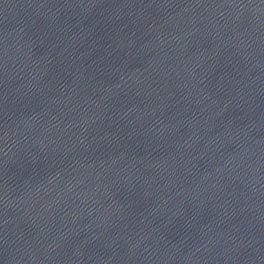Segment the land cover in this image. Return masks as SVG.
Here are the masks:
<instances>
[{
	"label": "water",
	"instance_id": "obj_1",
	"mask_svg": "<svg viewBox=\"0 0 264 264\" xmlns=\"http://www.w3.org/2000/svg\"><path fill=\"white\" fill-rule=\"evenodd\" d=\"M0 264H264V0H0Z\"/></svg>",
	"mask_w": 264,
	"mask_h": 264
}]
</instances>
